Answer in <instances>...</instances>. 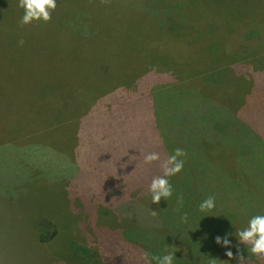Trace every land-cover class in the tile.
Listing matches in <instances>:
<instances>
[{"label":"rangeland","instance_id":"rangeland-1","mask_svg":"<svg viewBox=\"0 0 264 264\" xmlns=\"http://www.w3.org/2000/svg\"><path fill=\"white\" fill-rule=\"evenodd\" d=\"M57 1L63 10L47 23L0 20V112L22 120L18 145L1 146L0 173L18 178L25 219L28 198L53 218L0 264H89L71 249L80 233L101 264H145V251L230 264L214 236L235 234L234 216L264 203V0ZM236 30L241 43L227 39ZM203 77L215 78L206 97ZM175 148L184 167L169 179L182 192L142 202L161 172L143 154L166 159ZM209 195L216 207L200 213ZM220 216L229 222L218 225Z\"/></svg>","mask_w":264,"mask_h":264},{"label":"clouds","instance_id":"clouds-1","mask_svg":"<svg viewBox=\"0 0 264 264\" xmlns=\"http://www.w3.org/2000/svg\"><path fill=\"white\" fill-rule=\"evenodd\" d=\"M17 7L23 10L19 24L47 23L57 7V0H17ZM184 156L185 152L180 148L173 149L166 159H162L160 153L156 151L143 154L144 164L159 161L161 169L160 174L152 176L148 184V194L153 204L159 205L162 199L167 201L173 195L174 189L169 178L181 172L184 167ZM182 202V197L177 196V204L182 205ZM215 207L216 198L212 195L201 200L197 206L198 211L204 214L211 212ZM241 214L244 222L235 230V234L228 232L216 235L213 238L214 243L225 249V255L229 260L234 257L232 249L235 248L236 264H244L246 259L245 252L241 250L242 245L248 253L264 259V212L248 214L242 211ZM174 258H177L175 251H167L161 255H154L149 251L142 254L145 264H174Z\"/></svg>","mask_w":264,"mask_h":264},{"label":"trees","instance_id":"trees-1","mask_svg":"<svg viewBox=\"0 0 264 264\" xmlns=\"http://www.w3.org/2000/svg\"><path fill=\"white\" fill-rule=\"evenodd\" d=\"M15 1L16 0H0V20H2V19H8V20H10L11 22H16L17 23V19H18V17L19 16H21L22 15V12H21V10L22 9H20V8H18L17 6H13V4L15 3ZM204 0H200V3H202ZM58 2V4H57V7H56V9L53 11V12H60V11H62L63 10V8H62V5L65 3V2H60V1H57ZM20 9V10H19ZM225 14H223V16L222 17H224L225 19H227V17L229 16L228 14L230 13V12H224ZM53 14V13H52ZM15 20H14V19ZM232 18V17H231ZM220 20L221 21H224L223 19H213V21H214V23H220ZM225 22V21H224ZM222 24V23H221ZM238 30V29H237ZM237 30H236V35H235V37L234 38H227V39H229L230 40V42H232L233 40H234V42L233 43H237V42H242L241 40H240V36H241V33H242V31H239V32H237ZM232 34H234V32L232 33ZM221 34H220V32L218 31L216 34H214V37H218L219 38V36H220ZM218 39H216V40H212V41H214V42H216ZM207 66V67H206ZM231 66H233V65H231ZM205 67L207 68V69H210V68H212L211 67V65H205ZM204 67V68H205ZM211 79H213V80H215V78H211ZM210 82H212V81H206L205 83L207 84V88H209L210 89V87H212V86H214V85H212V83H210ZM128 83H129V81H128ZM150 88L151 87H145V89L144 90H146V91H148L149 92V90H150ZM138 96V95H137ZM146 96H149V97H151L152 95H149L148 93H146V94H143L142 93V95H140L139 94V96L137 97V99H140V98H144V97H146ZM212 97H214V96H212ZM114 103H115V101H114ZM70 111V110H69ZM59 114V116L58 117H60V113H62V111L61 112H58ZM70 113V112H69ZM62 119H64V118H62ZM65 121H69V120H67V119H64ZM22 122V120H21V118H18L17 117V119L15 118V120L13 121V122H10L7 118H5L4 116H2L1 115V112H0V149H2L1 148V146H4L5 147V145L6 144H8V145H10V146H12V144H16V145H18V143L22 140L21 138L22 137H20V128H21V125H20V123ZM39 129H45L46 130V128L45 127H40ZM218 130H219V132H220V137L219 138H221V136H222V133L223 132H225V129L224 128H218ZM17 132L19 133V134H17ZM6 133V134H5ZM45 133L46 134H48L46 131H45ZM67 145V142H66V140H60L59 142H58V145H56V146H58V148L60 149V150H64V152H66V153H68L69 155H71L72 156V158L74 157V154H75V150L74 149H72L71 148V146L69 145L68 147L66 146ZM264 147V146H263ZM255 154V153H254ZM74 159V158H73ZM244 177H245V179H246V176H245V174H244ZM41 178V177H40ZM181 179V178H180ZM35 180H37L36 178H33V180H31L30 181V184L32 185V182L33 181H35ZM262 185V184H261ZM174 189V188H173ZM263 190V193H262V195H261V197H262V199H264V189H262ZM175 192V189H174V191H173V195H172V199L174 200L175 199V197H176V194H177V192H182V191H180L179 189H177V192L176 193H174ZM262 192V191H261ZM139 199L142 201V202H144V203H148V204H153L152 202H151V199H150V196H149V194H148V191L144 194V195H142V196H140L139 197ZM161 201H163V199L161 200ZM49 206H51V205H48V207ZM53 207V206H52ZM154 207V206H153ZM154 209V208H153ZM255 210L253 211V212H255V213H257V212H264V203L263 202H261V204L260 205H258L257 207H255L254 208ZM41 214H42V211H41ZM240 215H242L241 213H237L235 216H234V221H230V223L232 222V224L233 225H236L237 226V228H239L242 224H243V222H244V217L242 216V221H240V220H238V219H240ZM44 217H46V218H48V219H44ZM221 217L222 216H220L219 217V219H218V225L219 224H225V223H228L229 222V220L228 219H226V221H221ZM44 220H48L47 222H44V223H46V224H53V222H52V220H53V218H51V217H49V216H43L42 217ZM43 219H41V221L43 220ZM50 219V220H49ZM228 221V222H227ZM40 227H41V225L39 224V230H40ZM85 228L86 227H82L81 228V230L80 231H83V230H85ZM39 230H38V232H39ZM37 232V233H38ZM55 232L56 231H54L53 232V234H55ZM38 235V234H37ZM57 235H59V233L58 232H56V234L55 235H51V236H41L40 235V241L42 242V244H47V243H53L54 241H56L57 239H55V237H58ZM80 235H81V237L82 238H84L83 240H85V236L83 235V234H81L80 233ZM234 235V234H233ZM234 239V238H233ZM37 240H38V238H37ZM82 239H80L78 236H73L72 238H71V249H73V253H74V255H76V254H80V256H82L86 261H88V263L89 264H101L100 263V259H102L101 258V253H100V250H99V248L97 247V248H94L93 246H90V245H88V244H83L81 241H83ZM40 243V242H39ZM241 250L242 251H244L245 252V255H246V259L244 260V264H263V261H264V259H259V258H257L256 256H254V255H252V254H250V253H248L247 251H246V249L244 248V246L242 245L241 246ZM232 251H233V253H234V257L231 259V263L230 264H236V261H235V248H233L232 249ZM104 264H107V263H104ZM109 264V263H108Z\"/></svg>","mask_w":264,"mask_h":264},{"label":"crops","instance_id":"crops-1","mask_svg":"<svg viewBox=\"0 0 264 264\" xmlns=\"http://www.w3.org/2000/svg\"><path fill=\"white\" fill-rule=\"evenodd\" d=\"M212 70V68H210ZM209 69V70H210ZM209 77H203L201 79L202 83L205 84L206 81H212ZM208 90L205 87L200 94L205 95ZM209 97V96H208ZM207 106V105H206ZM32 167V165L24 164V169ZM3 173H0V255L4 258H9L15 250L20 246H30V244H35L36 240H32L29 237H25V233H28L30 230L33 232L35 229L39 230V224L43 215L41 214V208L37 207L32 203L31 199L28 198L27 201L28 207L31 208V212L27 219L24 217V208L26 204L24 203L23 196L18 195L19 189L15 187L14 189V179L9 175L2 176ZM25 180L30 181L33 178H26ZM24 188L23 186L21 187ZM14 189V190H13ZM32 188H28L30 192ZM10 192H13L10 194ZM37 224V225H36ZM37 237V234H36ZM17 241V244H14V247L11 249V243Z\"/></svg>","mask_w":264,"mask_h":264}]
</instances>
